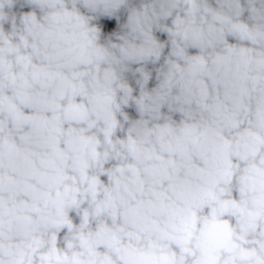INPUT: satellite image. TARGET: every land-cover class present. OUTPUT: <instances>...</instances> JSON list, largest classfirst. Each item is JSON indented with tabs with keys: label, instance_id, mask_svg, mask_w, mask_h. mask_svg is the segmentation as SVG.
I'll use <instances>...</instances> for the list:
<instances>
[{
	"label": "clouds",
	"instance_id": "obj_1",
	"mask_svg": "<svg viewBox=\"0 0 264 264\" xmlns=\"http://www.w3.org/2000/svg\"><path fill=\"white\" fill-rule=\"evenodd\" d=\"M0 264H264V0H0Z\"/></svg>",
	"mask_w": 264,
	"mask_h": 264
}]
</instances>
